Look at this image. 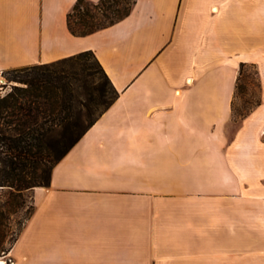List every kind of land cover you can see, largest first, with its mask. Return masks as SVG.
<instances>
[{
  "label": "crops",
  "instance_id": "0c3cea01",
  "mask_svg": "<svg viewBox=\"0 0 264 264\" xmlns=\"http://www.w3.org/2000/svg\"><path fill=\"white\" fill-rule=\"evenodd\" d=\"M76 1L0 0V71L90 51L119 93L33 188L11 264H264V0H136L87 36ZM240 64L260 101L231 129Z\"/></svg>",
  "mask_w": 264,
  "mask_h": 264
},
{
  "label": "trees",
  "instance_id": "16d2710c",
  "mask_svg": "<svg viewBox=\"0 0 264 264\" xmlns=\"http://www.w3.org/2000/svg\"><path fill=\"white\" fill-rule=\"evenodd\" d=\"M110 1L114 0H100L97 3L77 0L67 15L69 32L75 36H87L114 25L129 15L132 7L118 15L117 11L112 12V5L108 4ZM135 1L133 0V4ZM83 6L84 10L80 12ZM91 10L101 11L102 18H96ZM74 13H79L77 23L72 21ZM88 55L95 58L92 52L86 51L49 64H35L2 72L5 82L0 86H9V89L0 95V186H8L21 195L28 188L48 185L53 166L117 98L118 91L101 68L110 84L111 95L105 100L99 113L78 133L70 136V142L61 155L55 157L50 154L46 136L56 127H62L75 99L74 85L60 66ZM246 66H239L235 90L238 88V77L242 76ZM258 104L259 101L256 105ZM21 207L22 203L15 201L0 209V226L5 214L17 213ZM2 237L3 232H0V252L9 251L11 245L5 249ZM16 238L17 236L13 242Z\"/></svg>",
  "mask_w": 264,
  "mask_h": 264
},
{
  "label": "rangeland",
  "instance_id": "374dc122",
  "mask_svg": "<svg viewBox=\"0 0 264 264\" xmlns=\"http://www.w3.org/2000/svg\"><path fill=\"white\" fill-rule=\"evenodd\" d=\"M108 4L112 5V12L117 11L118 15H122L132 7L133 0H114ZM83 10L84 6L80 12ZM91 13L98 19L102 18L101 11L91 10ZM107 13L110 15L109 12ZM78 15L79 13L73 14L72 21L74 23H77ZM60 68L65 71L74 85L75 99L62 127H56L46 136L48 151L55 157L61 155L62 151L66 149L70 142V136L78 133L90 119L99 113L105 100L111 95L108 79L93 56L88 55L72 62L63 63ZM2 72L0 71V84L5 82ZM237 82L238 88L234 90L235 93L233 94L232 122L229 125L231 129L260 101V83L254 66L247 65ZM8 87L0 86V95L4 94L9 89ZM260 187L264 188V185ZM33 188L23 190L19 195L17 194L18 191L8 186H0V209L7 207V204L11 202L19 201L22 203V207L17 213H7L2 220L0 232H3L1 241L5 249L12 245L13 239L33 211ZM7 252H0V259L4 264H11V257L8 256Z\"/></svg>",
  "mask_w": 264,
  "mask_h": 264
},
{
  "label": "bare ground",
  "instance_id": "6f19581e",
  "mask_svg": "<svg viewBox=\"0 0 264 264\" xmlns=\"http://www.w3.org/2000/svg\"><path fill=\"white\" fill-rule=\"evenodd\" d=\"M0 264H4V262L0 259Z\"/></svg>",
  "mask_w": 264,
  "mask_h": 264
}]
</instances>
